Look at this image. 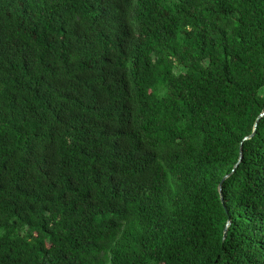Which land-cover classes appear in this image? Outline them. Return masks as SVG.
I'll list each match as a JSON object with an SVG mask.
<instances>
[{"label": "trees", "instance_id": "trees-1", "mask_svg": "<svg viewBox=\"0 0 264 264\" xmlns=\"http://www.w3.org/2000/svg\"><path fill=\"white\" fill-rule=\"evenodd\" d=\"M263 87L264 0H0V264H264Z\"/></svg>", "mask_w": 264, "mask_h": 264}, {"label": "water", "instance_id": "water-1", "mask_svg": "<svg viewBox=\"0 0 264 264\" xmlns=\"http://www.w3.org/2000/svg\"><path fill=\"white\" fill-rule=\"evenodd\" d=\"M263 115H264V110L259 114L258 118H260V117L263 116ZM258 118H257V120H258ZM257 120H256L255 123H254V127H253V131H252V133L249 134V135H247V136H245L244 139H249V138H251V137L254 135L255 130H256V126H257ZM241 159H242V148H241V145H240V148H239V155H238V160H237L236 163L234 164L232 171H231L229 174L224 175V177L222 178V180H221L220 183L218 184V191H219L220 201H221V203H222L223 205H224V201H223V196H222V182L224 181V179H225L226 177H228V176L234 171L235 167L238 165V163L241 161ZM229 223H230V221L227 222L226 227L229 225ZM226 227H225V229H224L223 237H225V235H226Z\"/></svg>", "mask_w": 264, "mask_h": 264}, {"label": "rangeland", "instance_id": "rangeland-1", "mask_svg": "<svg viewBox=\"0 0 264 264\" xmlns=\"http://www.w3.org/2000/svg\"><path fill=\"white\" fill-rule=\"evenodd\" d=\"M260 93L264 94V87L260 89Z\"/></svg>", "mask_w": 264, "mask_h": 264}]
</instances>
